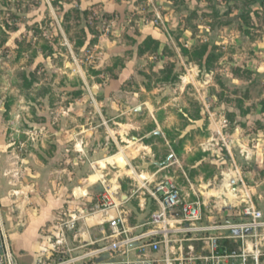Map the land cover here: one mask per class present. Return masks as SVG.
I'll use <instances>...</instances> for the list:
<instances>
[{"label":"rangeland","instance_id":"obj_1","mask_svg":"<svg viewBox=\"0 0 264 264\" xmlns=\"http://www.w3.org/2000/svg\"><path fill=\"white\" fill-rule=\"evenodd\" d=\"M147 38L155 40L150 47L143 45ZM106 98L123 104L96 105ZM126 108L123 117L134 128L120 144L143 143L141 157L130 158L132 149L119 151L110 139L116 130L110 119ZM155 130L162 140L143 141ZM167 133L180 143L176 155ZM110 154L130 170L121 176L128 198L119 188L112 192L123 209L143 195L135 170H147L156 174L139 176L146 188L170 179L191 199L202 197L187 177L193 184L211 177L209 189L220 192L228 214L207 202L201 225L239 221L243 185L264 216V0H128L120 12L81 0H0V170L17 163L32 171L53 167L50 176L71 184L69 212L81 222L104 190L92 164L105 165ZM73 167L80 186L68 180ZM65 218L53 220L49 231L56 225L58 232ZM169 220L161 227L185 224ZM62 229L67 237L74 231ZM222 234L169 232L158 259L168 251L193 263L204 241L210 246L207 238Z\"/></svg>","mask_w":264,"mask_h":264},{"label":"crops","instance_id":"obj_2","mask_svg":"<svg viewBox=\"0 0 264 264\" xmlns=\"http://www.w3.org/2000/svg\"><path fill=\"white\" fill-rule=\"evenodd\" d=\"M126 2H128V0H81V4H95L96 8H99V10H103L104 12L123 11L126 6ZM104 92H106V89ZM119 104L123 103L110 102L108 101V98H106L105 101L96 102L98 107H107L109 109L117 108ZM127 112V108L125 110H121L120 117L110 119L116 126V130L112 133L110 139L113 141L115 149L119 151L123 149L125 153H128L129 149H132L133 155H130V158L141 157L142 152H145L143 150L146 148L144 147L143 143L138 144V142H135L133 145L134 147H132V145H125V147L129 149L123 148V146L120 144V142L127 141L125 138L128 128H134L133 123L129 124V122L125 121L123 117V114H127ZM126 120H129V118L126 117ZM150 134L151 133L146 134L144 138L155 136ZM134 139L139 142L141 141L140 138ZM132 142L134 143V141ZM79 152V149H75L76 154L74 157L79 156ZM116 155L117 154H110L105 159H103L102 161H104L105 165L100 164L102 161L99 162L100 165H92L101 177L104 183V189L108 191L109 196L112 197V192L119 188V194L121 198L127 199L128 196L122 192L124 181L121 176L130 170H128L126 167L118 165L116 161L117 158L115 157ZM109 158H111L110 165L108 161ZM128 158L129 157H125V160L129 161ZM194 163H197V160L191 164V168L193 169L196 168ZM51 169H46V167L40 166L39 170L32 171V169L29 167H24L23 165H19V163H17V165L13 164L0 170V216L7 242L17 264H35L37 259H43L47 261L48 252L42 253L43 246H46L47 244L45 231L49 230V224L58 216L63 213H71L69 210L72 205L70 200H67V187L71 184L62 179H55V174L50 176L51 171L53 172V169ZM66 170L68 169L65 167L63 172ZM72 174L73 177H69L68 180L73 183V186L76 184L78 186L82 185V182L77 174V168L73 167ZM155 174L156 172L151 174L150 172H147V170H141L139 173L135 170V175L137 176L135 178L139 180V191L143 195H136L134 201L127 209L120 207V209L124 212L123 216L126 220V228L129 235H133L151 228L150 218L159 209V204L155 197L151 195V190L146 188L145 183L139 178L143 177L147 180H151ZM210 179L211 177L206 178L203 176L200 178V183L193 184L191 181L192 178L187 177V180L192 186L194 192H200L199 194L202 199H199H201L203 205L212 201L215 203L216 208H218L219 211L223 210L224 213V210H226L225 206H227L223 204L225 200L222 199L219 191L215 189H209L211 186V181L209 183L208 181ZM142 187L146 188V192L142 190ZM100 192L95 195L93 201H90L89 204L94 206L97 203ZM112 199H114V197H112ZM65 207L68 210H65ZM153 207H155V209H153ZM114 216V209L95 210L91 213V215L85 217L81 222L79 221L76 223V228L74 231L67 234L68 237L66 236L67 244L69 247L71 246L70 248H72V252L70 253L74 255L83 254L84 252L90 251L97 246L99 247L101 243H109L114 240V238L110 237L111 231L109 229V224H107L108 221ZM70 240H73V244L71 245L69 244ZM204 240H206V237H204ZM218 240H229L238 246V242L234 240ZM188 248L192 249L193 244L190 243ZM201 249L202 252H204L197 254V258H194L196 261L193 262L195 264H200V258L209 254L210 246L208 242L204 241V245L201 246ZM225 249L233 248L224 247L222 250ZM128 252L130 259H134L138 255H141L136 245L133 246ZM145 254L154 259H158L160 250L159 252L152 253L147 250L145 251ZM53 257L50 258V260L56 259L55 256ZM182 257L183 256L180 255L177 258ZM183 259V263L181 264H186L185 261L187 258ZM188 259L193 260L192 258ZM70 264L124 263L122 262V255L119 252H111L84 257ZM177 264H180V262L177 261Z\"/></svg>","mask_w":264,"mask_h":264},{"label":"built area","instance_id":"obj_3","mask_svg":"<svg viewBox=\"0 0 264 264\" xmlns=\"http://www.w3.org/2000/svg\"><path fill=\"white\" fill-rule=\"evenodd\" d=\"M241 202L243 204L240 220L237 222L227 221L219 225H201L203 202L199 197L189 198L182 194V190L172 180L166 179L157 183L151 191V195L158 201L159 209L152 215L150 224H156L142 232L129 235L126 228L124 212L120 209L121 202H116L109 196L106 189L100 192L99 199L94 205L95 210L114 209L115 216L107 224L111 231L110 237L114 238L109 243H101L99 247L84 252L83 254H72V248L68 247L66 235L62 226L67 229H75L76 223L80 219L75 213H63L66 218L58 222L60 224L58 232L53 229L46 230V246H43L42 253L48 254V260L37 259L35 264H70L75 261L101 255L104 253L119 252L122 255L124 264H157L163 261V264H174V261L183 263L182 258H172L167 251L162 260L154 259L145 254V251L159 252L161 243H167L169 232L174 233H191V232H209L221 231L224 234L220 236L208 237L210 240V252L208 255L200 258V264H264V216L262 211L253 202L250 191L243 185L240 190ZM169 217H173V222L183 223V226H177L173 229L161 227V224H168ZM178 219V222H177ZM176 221V222H175ZM172 222V223H173ZM52 230V231H51ZM55 234V235H53ZM162 239H158V237ZM218 239H230L238 242L237 249H225L218 252ZM141 253L134 259H130L128 251L133 246ZM68 248L65 249L64 247ZM66 252H68L66 254ZM10 250L6 234L0 216V264H17L16 259ZM60 255L57 260H50L54 255ZM186 264H195L186 259Z\"/></svg>","mask_w":264,"mask_h":264},{"label":"trees","instance_id":"obj_4","mask_svg":"<svg viewBox=\"0 0 264 264\" xmlns=\"http://www.w3.org/2000/svg\"><path fill=\"white\" fill-rule=\"evenodd\" d=\"M76 11H78V10H76ZM150 41H152V42H154L155 40H152V39H145V41H143V45L144 46H148V47H150L149 45V42ZM206 51H207V46L206 45H203L201 48H200V51L198 52V58H202L203 56H204V54L206 53ZM211 59H212V55H207V64H209L210 63V61H211ZM154 124H153V126H151V128H150V130H149V132H151L152 130H154ZM155 138H158V139H160V140H162V138H160L158 135H155L154 136ZM165 138H167V139H169V141L171 142L170 144H171V146H172V148H173V151L175 152V153H178L179 151H180V143H176L172 138H171V136L167 133V137H165ZM151 139H152V137H150V138H143V141H145L146 143L147 142H150L151 141ZM196 159H194V158H192L191 159V161H192V163L195 161ZM153 209H155V207H153ZM158 239H159V237H158ZM234 245H233V243L232 242H230L229 240H218V243H217V249L216 250H218V252H223V250L222 249H224V247H233Z\"/></svg>","mask_w":264,"mask_h":264},{"label":"water","instance_id":"obj_5","mask_svg":"<svg viewBox=\"0 0 264 264\" xmlns=\"http://www.w3.org/2000/svg\"><path fill=\"white\" fill-rule=\"evenodd\" d=\"M150 135H159V136H161L162 134H161L160 131L155 130V131H153ZM150 135H149V136H150Z\"/></svg>","mask_w":264,"mask_h":264}]
</instances>
